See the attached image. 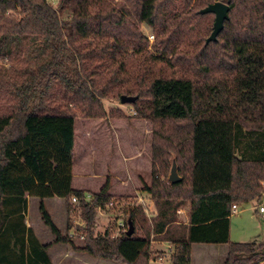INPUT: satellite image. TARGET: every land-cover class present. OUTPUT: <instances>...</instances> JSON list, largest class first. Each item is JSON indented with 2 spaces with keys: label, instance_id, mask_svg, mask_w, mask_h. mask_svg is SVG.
Segmentation results:
<instances>
[{
  "label": "trees",
  "instance_id": "trees-1",
  "mask_svg": "<svg viewBox=\"0 0 264 264\" xmlns=\"http://www.w3.org/2000/svg\"><path fill=\"white\" fill-rule=\"evenodd\" d=\"M216 1L228 5V19L206 42L214 15L199 11ZM122 95L136 97L135 118L152 122L151 183L142 190L156 212L149 220L134 205L123 231L98 234L109 183L88 201L72 188L74 123L123 117L103 107ZM171 154L177 183L160 179ZM262 182L264 0H0V264H53L48 248L58 243L148 264L153 241L173 246L171 264H191L193 244H226L223 264H264L256 243L229 242L231 206L260 201ZM28 197L51 243L26 224ZM53 197L68 214L77 200L84 225L71 236L70 220L61 231L45 206Z\"/></svg>",
  "mask_w": 264,
  "mask_h": 264
},
{
  "label": "rangeland",
  "instance_id": "rangeland-1",
  "mask_svg": "<svg viewBox=\"0 0 264 264\" xmlns=\"http://www.w3.org/2000/svg\"><path fill=\"white\" fill-rule=\"evenodd\" d=\"M47 1L53 7H56L58 2V0ZM141 29L145 35L152 34L151 29L145 25H142ZM152 42L153 40L148 42L150 46ZM103 107L107 114L111 109H118L124 116L104 119L77 116L74 123L73 163L78 176L77 181H79V183L76 182V185L81 184L83 188H87L88 191L85 195L87 201L91 199L90 193L97 191L106 180L110 185L112 198L109 204L104 208L97 209L94 231L98 234L104 233L105 229L114 230L115 233L123 231L126 228L127 219L125 212L134 205L143 206L145 216L149 220L156 212L150 196L142 190L143 186H149L151 183L152 122L135 118L131 104H121L118 100H104ZM172 157L175 155L171 154L169 158L166 175L160 176L162 181L169 182L168 175ZM263 201L260 199V201L253 200L248 203L237 204V212L230 217L229 242L257 241L254 242L257 245L255 252L264 253V214H256L255 212V208ZM46 203L47 207L50 204L51 213L53 210L57 226L62 231L65 230L68 220L73 226L83 223L76 202H72V212L69 214L63 201L52 200L50 202L48 200ZM187 210L188 205H185L177 212V221L182 225L187 222ZM28 213L30 220L38 221L39 231L44 232L40 233L41 240L46 242V238L51 236L48 228L39 219L37 198L28 200ZM161 242L163 241L152 242L153 257L156 259L150 260L148 264H171L173 248H168L166 245L163 247ZM259 245L262 246L258 247ZM197 246L195 245V247ZM197 249H195L194 264H202L204 261H208V264H223L227 245H219L217 248L220 249L219 251L208 250L204 247ZM64 250L79 253V259L85 258L86 261L84 263L82 260L72 261L65 258L57 264H121L77 252L70 245L62 243L58 244L52 255L57 258V255L64 253ZM207 253L213 256L206 258L207 255L205 254ZM157 257L159 258L157 259ZM259 263L262 264L263 262Z\"/></svg>",
  "mask_w": 264,
  "mask_h": 264
},
{
  "label": "crops",
  "instance_id": "crops-1",
  "mask_svg": "<svg viewBox=\"0 0 264 264\" xmlns=\"http://www.w3.org/2000/svg\"><path fill=\"white\" fill-rule=\"evenodd\" d=\"M73 162H74V160H73ZM75 176H76V178H75ZM77 178H78V176H77V174H76V171L74 170V163H73V165H72V181H71V185H72V188L73 189H77V190H84V191H88V190H86L87 188H83L82 187V185L81 184H78V186L76 185V182L77 183H79V181H77ZM76 179V180H75ZM103 186V185H102ZM101 186V187H102ZM82 187V188H81ZM100 187V188H101ZM99 188V189H100ZM99 189L97 190V191H99ZM97 191H95V192H97ZM94 191H92L91 193H95ZM108 194L110 195V185H109V190H108ZM30 198H33V197H28L27 198V203H28V200L30 199ZM52 201V200H55V201H57V202H61V201H63L64 202V200L63 199H61V198H57V197H53V198H49V199H45V206H46V208H47V210H48V212H49V214H50V216H51V218L53 219V221H54V223L56 224V226H57V223H56V221H55V218H54V215H53V210H52V213H51V208H50V204H49V207H47V201ZM255 212H256V214H264V213H260V212H258V210H257V208H255ZM231 217V216H230ZM39 219H40V217H39ZM187 220V219H186ZM40 221H41V219H40ZM42 222V221H41ZM26 224H27V226H29V227H31L32 229H33V231H34V233H35V235H36V237L38 238V240L41 242V243H43V244H46V243H51L52 241H53V236L50 234V236L51 237H47L46 238V242H43L42 240H41V237H40V233L42 234V233H44L43 231H39L40 229L38 228L39 227V223H38V221L37 220H30V217H29V213H28V206H27V213H26ZM43 224V223H42ZM37 225V226H36ZM58 227V226H57ZM58 229H60L61 231H62V229L61 228H59L58 227ZM229 229H230V227H229ZM253 242H257V241H253ZM58 244H60V243H58ZM58 244H54V245H52V246H50L49 248H48V254H49V256H50V258H51V260H52V262H53V264H57L60 260H64L65 258H67V259H69V260H72V261H86V259L85 258H82V259H79V253H75V252H73V251H65L64 250V253H61V254H58L57 255V258L55 257V256H53L52 255V252H53V250L58 246ZM167 246L168 248H173L172 247V245L171 244H169L168 242H161V246ZM195 245H198L197 247H195ZM163 246V247H164ZM202 247H204V248H206V249H214V250H220V249H217L218 247H219V245H213V244H193L192 245V248H191V264H194V256H195V249H197V248H202ZM198 250V249H197ZM76 254V255H75ZM205 255H207L206 256V258L208 257V258H211L213 255H210V254H205ZM226 256V255H225ZM55 257V258H54ZM85 263V262H84ZM157 263H158V261H157ZM209 262L208 261H204L202 264H208Z\"/></svg>",
  "mask_w": 264,
  "mask_h": 264
},
{
  "label": "water",
  "instance_id": "water-1",
  "mask_svg": "<svg viewBox=\"0 0 264 264\" xmlns=\"http://www.w3.org/2000/svg\"><path fill=\"white\" fill-rule=\"evenodd\" d=\"M228 10L229 7L223 2L216 1L207 7L201 9L199 14H207L212 13L214 15V21L212 26V32L209 37L206 39V42H214L216 41L217 35L223 29V23L228 19ZM136 97H130L122 95L120 97L121 104H131L135 101ZM169 183H177L181 181V177L178 175V169L176 164L175 157L171 159V167L168 175ZM131 233V229L128 231V235Z\"/></svg>",
  "mask_w": 264,
  "mask_h": 264
},
{
  "label": "built area",
  "instance_id": "built-area-1",
  "mask_svg": "<svg viewBox=\"0 0 264 264\" xmlns=\"http://www.w3.org/2000/svg\"><path fill=\"white\" fill-rule=\"evenodd\" d=\"M147 37H148L149 41L153 40V35L152 34L151 35H147ZM261 185L264 187V182H262ZM261 199L264 200V193L262 194V198ZM85 200H87V198H85ZM72 202H77L76 198H72ZM237 208L238 207H237L236 204H233L231 206V210H230L231 215H233V214H235L237 212ZM257 210L260 213H264V201L260 205H258ZM83 225H84V223L78 224V226H80V227H82ZM76 227H77V225L76 226L74 225L72 227V230H71L72 232L71 231L69 232L70 236L72 235V233H73V231L75 230Z\"/></svg>",
  "mask_w": 264,
  "mask_h": 264
}]
</instances>
